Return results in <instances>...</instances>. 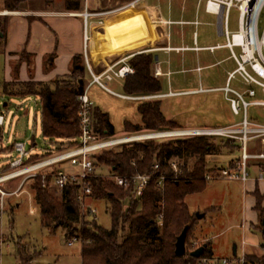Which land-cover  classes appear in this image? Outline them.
Here are the masks:
<instances>
[{
	"label": "trees",
	"instance_id": "1",
	"mask_svg": "<svg viewBox=\"0 0 264 264\" xmlns=\"http://www.w3.org/2000/svg\"><path fill=\"white\" fill-rule=\"evenodd\" d=\"M8 11H19V0H4ZM0 23L4 35L8 20ZM152 58L142 55L134 58L130 65L134 75L125 79L124 91L127 96H138L146 91L158 92L159 84L150 78ZM89 74L83 55L73 58L69 75L53 82H3L2 90L6 96L38 97L42 104V133L53 143L71 148L78 144L80 130L81 95L88 83ZM139 123L125 121L126 133L137 134L141 131L160 132L181 129L175 122L167 120L157 100H145L138 104ZM93 127L101 138L116 135L110 116L99 108L92 110ZM231 149L229 142L224 144ZM215 143L209 138L197 137L176 141L146 140L124 145L117 150L103 151L98 158L102 164L119 176L152 173L158 164L156 178L165 177L162 187L156 186V179L138 201L133 199L132 188L117 187L112 180L100 175L92 178L93 191L90 199L109 202L111 227L99 226L95 219L82 214L80 192L75 186H68L56 197L41 187L36 179L32 185L35 200L40 209V223L49 232L61 229L67 240L81 242V264H197L199 258L191 256L190 235L198 222L191 214L186 203L189 195L202 192L207 185V157L215 151ZM176 160L182 174L176 177L170 161ZM7 167L0 170L6 172ZM130 206L124 209L126 201ZM260 229L264 211L257 209ZM161 216V218H160ZM185 228L186 252L176 254V243ZM1 246V245H0ZM205 250L200 258H213L211 243L203 244ZM19 264H38L37 251L31 254L26 244L16 243ZM249 264H264L263 257H247Z\"/></svg>",
	"mask_w": 264,
	"mask_h": 264
},
{
	"label": "crops",
	"instance_id": "2",
	"mask_svg": "<svg viewBox=\"0 0 264 264\" xmlns=\"http://www.w3.org/2000/svg\"><path fill=\"white\" fill-rule=\"evenodd\" d=\"M19 1V11H8L4 0H0V17L8 20L2 37L6 43V56L10 60L3 82H53L70 74L73 58L77 55L86 58L88 71L90 68L95 75L102 74L109 66L122 60L130 65L134 58L147 55L153 61L150 78L159 84L158 92L125 95V79L134 74L123 79L106 80L116 82L124 93L114 91L105 84L113 94L106 90L104 92L131 102L145 101L140 100L141 98L160 101L165 118L175 122L181 129L217 128L205 126L206 118L212 116L213 123H224L218 127L234 125L226 124L225 112L231 109L221 91L226 85L223 86L222 77L213 72L225 59H231L223 33L224 6L217 13L208 7V0H64L69 5L59 10L54 3L63 0ZM85 12L92 14L87 21L84 19ZM91 18L96 19L101 26L104 25V29L95 27V22L91 28ZM221 38L225 40L224 43L217 42ZM90 48L93 50L92 59L89 57ZM99 48L104 50V63L96 54ZM223 51L230 56L221 59ZM18 54L21 56L19 62L15 61L12 65ZM210 71L213 72L212 75L209 74ZM227 82L228 77L225 84ZM219 92L223 94L227 106L219 108L213 100L205 111L199 97ZM94 107L107 113L95 103ZM258 139L257 151L249 153L247 147L250 155L264 153V139ZM238 159H232L227 166ZM250 163L255 168L257 177L251 179L249 174L246 184L240 182L245 205L242 216L254 215L256 223L253 227L257 228L260 220L255 207L257 194L264 196V178L260 179V173L264 171V159L251 158L248 168ZM216 167L219 168V163L213 168ZM74 170L67 168V171ZM206 242L211 243L214 258H225L215 253L208 237ZM256 249L255 247L246 252L252 253ZM236 254L237 247L234 245L232 256Z\"/></svg>",
	"mask_w": 264,
	"mask_h": 264
},
{
	"label": "rangeland",
	"instance_id": "3",
	"mask_svg": "<svg viewBox=\"0 0 264 264\" xmlns=\"http://www.w3.org/2000/svg\"><path fill=\"white\" fill-rule=\"evenodd\" d=\"M55 8L62 10L69 5L68 1H55ZM1 12V11H0ZM3 12V11H2ZM238 18L239 13L237 9H232L229 15V29L231 32L238 30ZM104 20V18H103ZM3 22V18L0 17V23ZM90 27L104 29V25L97 23L96 19H90ZM83 25V24H82ZM264 29V7L261 12V17L258 23V32L262 33ZM219 43H224L225 40L221 38ZM215 41V43H217ZM6 43L0 32V106L2 107V113L6 117L4 126V142L9 147L14 142H25L27 147L30 148L32 142L36 143L33 149V155L39 158L46 157L47 153H57L62 150L63 144L51 143L48 139L44 138L42 133V104L38 97H15L6 96L3 94L2 83L5 79V72L8 70L10 60L5 53ZM93 50L89 49V57L92 59ZM238 52V50H236ZM96 54L99 55V60L104 63V50L99 48L96 50ZM221 59H224L230 54L226 51L221 52ZM96 55V56H97ZM20 55L16 58L12 65L18 63ZM98 57V56H97ZM86 63V58H85ZM47 67V65H46ZM237 68L236 63L232 59H225L220 67L215 68L213 72L223 79L225 85L227 77ZM95 70V69H94ZM212 71L209 74L212 75ZM229 72V73H228ZM95 73L97 74L96 70ZM92 80L90 74L86 75V81L89 83ZM103 84L112 88L114 91L124 93L123 89L117 86V83L107 82L106 79L101 80ZM16 83V81H13ZM19 83V82H18ZM222 83V84H223ZM230 87L239 93H244L248 89H255L257 96L255 98H248L249 102L262 101L264 102V92L255 86H247L241 83L239 77H235L230 82ZM89 98L100 107L103 111L109 113L111 122L115 127V138H124L137 136L141 134H149L150 131H141L137 134L126 133L123 129L125 121L132 122L134 124L139 123L140 116L137 112L138 102H131L126 100L117 99L105 93L104 90L98 85L93 84L89 89ZM199 101L202 108L206 111L208 107L215 102V105L219 108L226 107L227 104L223 99L222 93L208 94L206 96H200ZM209 98V101L207 99ZM184 101V100H181ZM7 106L4 107L3 104ZM165 103V102H164ZM163 103V104H164ZM229 104V103H228ZM164 106V105H163ZM187 116V115H186ZM247 116L249 121L264 126V107L257 105H250L247 109ZM210 117V116H209ZM226 124H237L242 121L241 115H234L231 109L225 112ZM206 125L209 127L223 126L224 123H213L212 118H206ZM212 143H215V151L207 157L208 168H213L214 165L219 163V168H224L232 159H238L241 157V148L239 143H234L231 149H227L224 145L225 142L222 139L209 138ZM178 139H159L154 141H160V143H167V141H176ZM141 142V141H139ZM132 142V143H139ZM132 143L123 144L117 146L112 150H117L124 145H130ZM259 146V139H254L248 142V152L252 153L257 151ZM110 151V150H106ZM102 153L97 156L96 159V173L104 179L112 180V177L116 175L113 170L102 164H98V158ZM10 154H0V170L4 169L9 163ZM248 172L251 179H255L257 173L252 164H249ZM35 181V180H34ZM34 181H27L22 189L15 195L5 198V210L0 220V242H3L0 247V264H19L16 251V243L20 241L26 244L30 253L40 254L36 263L38 264H81V242L78 240H67L61 229L55 232H49L43 228L40 223V209L35 200V191L32 187ZM21 184V179H16L12 182L5 184L3 190L7 193L16 191ZM56 197H61V192L55 190L49 191ZM243 186L240 182L230 181L227 179H214L207 182L206 188L200 192L187 196L186 203L189 211L197 215H205L202 219H198L195 224L191 235L188 247L191 249L192 245L202 246L207 243L206 238L211 240L214 246V251L219 257H230L233 255L234 245L237 247V255L242 254L241 242L244 238L247 239V246L245 247L248 252L252 248V253H247V257H263L264 256V239L260 230V222L257 228L253 227L256 223L254 215L243 217V209L245 207L243 202ZM139 199H136L138 201ZM86 204L91 205L95 210L94 219L99 226L106 229L111 227V216L109 212V202L106 199L92 200L87 199ZM130 206L129 200L126 201L124 209H128ZM264 211V196L257 194V202L255 209ZM89 218V217H88ZM93 219V218H89ZM242 223L248 225V229L241 227ZM259 228V229H258ZM69 242H73L69 245ZM256 242L258 245H256ZM261 244V245H260Z\"/></svg>",
	"mask_w": 264,
	"mask_h": 264
},
{
	"label": "built area",
	"instance_id": "4",
	"mask_svg": "<svg viewBox=\"0 0 264 264\" xmlns=\"http://www.w3.org/2000/svg\"><path fill=\"white\" fill-rule=\"evenodd\" d=\"M221 6H224L223 11V33L226 37V47L230 50L231 59L237 65V68L229 74L227 85L221 89L226 100L229 102L231 111L234 115L242 114V121L238 124L205 129H178L171 131L151 132L147 138L135 139L132 138L127 142H122L123 138L111 137L108 139L101 138L94 130L92 110L94 103L88 95V89L93 84H98L103 90L113 94L103 83L102 79L110 81L112 78H126L134 74V69L125 63V60L109 66L102 74L95 75L89 68L92 76V81L85 91L78 96L80 104V130L78 144L65 148L53 154L47 153L46 157L39 158L33 155L32 151L36 146L32 142L30 148L25 142H14L10 147L4 142V126L6 117L2 113L0 106V154L9 153V163L6 166L7 171L0 173V220L5 210V198L17 194L27 181L38 179L41 182V187L45 190H55L62 192L68 186H75L80 192V201L82 206V214L89 218H94L95 210L91 205L86 204L87 199L91 197L93 187L92 178L96 173L97 156L106 150H112L117 146L132 142L159 140V139H191L197 137H206L213 139H222L224 142H229L231 145L239 143L241 148V157L224 168H215L206 173L207 181L214 179H227L230 181H239L246 184L249 179L248 161L251 158L264 159V153L250 155L247 152V144L253 139H264V126L251 122L247 116V109L250 105L263 106L264 102L255 101L249 102L248 98H255L257 92L255 89H248L244 93H239L230 87V82L239 77L241 83L247 86H255L264 92V29L261 34L258 32V23L261 17V12L264 7V0H208V7L218 13ZM232 8L238 10V30L237 32L229 31V13ZM7 13V12H5ZM92 14L84 13V19H87ZM85 37V42H87ZM238 50V52H236ZM127 99H138L134 97H125ZM140 100H148L141 98ZM4 103L3 106L6 107ZM126 138V137H124ZM170 166L176 177L182 174L179 163L176 160H171ZM67 168H73L74 171H67ZM159 170V165L153 167L152 173L134 174L132 176L114 175L112 181L117 187L130 189L132 188L133 199H140L145 194L147 188L156 179V186L162 187L165 182V177L155 174ZM264 178V171L260 173V179ZM16 179H21L19 188L7 193L3 190L5 184ZM161 218V216H160ZM243 229H248L246 223H242ZM76 240V239H74ZM3 242H0V245ZM73 242H69L71 245ZM247 239L244 238L241 242L242 254L235 255L229 258H199L197 264H249L245 247ZM1 247V246H0ZM200 246L192 245L191 250L195 251ZM1 260V256H0Z\"/></svg>",
	"mask_w": 264,
	"mask_h": 264
},
{
	"label": "water",
	"instance_id": "5",
	"mask_svg": "<svg viewBox=\"0 0 264 264\" xmlns=\"http://www.w3.org/2000/svg\"><path fill=\"white\" fill-rule=\"evenodd\" d=\"M203 217H204V215H197L196 216L197 219H202ZM261 226H262L261 233H262V236L264 237V220L262 221ZM187 230H188V228H185L177 240V243H176V254L177 255H184L186 252L185 245H186ZM204 250H205V246H201L198 249H196L195 251H193L191 253V256L194 258H200L203 255Z\"/></svg>",
	"mask_w": 264,
	"mask_h": 264
},
{
	"label": "bare ground",
	"instance_id": "6",
	"mask_svg": "<svg viewBox=\"0 0 264 264\" xmlns=\"http://www.w3.org/2000/svg\"><path fill=\"white\" fill-rule=\"evenodd\" d=\"M147 135H149V134H141V135L133 136L132 138H135V139H142V138H147ZM130 139H131V138H129V137L123 138V139H122V142H127V141H129Z\"/></svg>",
	"mask_w": 264,
	"mask_h": 264
}]
</instances>
